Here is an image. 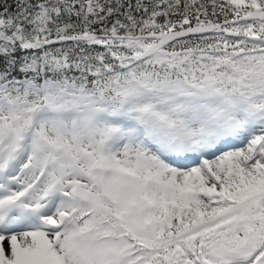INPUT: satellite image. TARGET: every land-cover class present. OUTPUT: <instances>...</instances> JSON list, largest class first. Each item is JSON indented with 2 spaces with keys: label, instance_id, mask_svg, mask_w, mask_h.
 I'll list each match as a JSON object with an SVG mask.
<instances>
[{
  "label": "snow or ice",
  "instance_id": "1",
  "mask_svg": "<svg viewBox=\"0 0 264 264\" xmlns=\"http://www.w3.org/2000/svg\"><path fill=\"white\" fill-rule=\"evenodd\" d=\"M0 264H264V0H0Z\"/></svg>",
  "mask_w": 264,
  "mask_h": 264
}]
</instances>
